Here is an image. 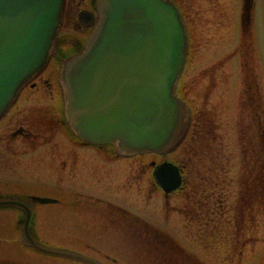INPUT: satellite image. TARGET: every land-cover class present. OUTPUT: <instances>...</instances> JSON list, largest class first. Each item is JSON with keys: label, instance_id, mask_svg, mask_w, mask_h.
Returning a JSON list of instances; mask_svg holds the SVG:
<instances>
[{"label": "rangeland", "instance_id": "1", "mask_svg": "<svg viewBox=\"0 0 264 264\" xmlns=\"http://www.w3.org/2000/svg\"><path fill=\"white\" fill-rule=\"evenodd\" d=\"M193 1L198 2L200 0ZM214 2L215 5L223 11L220 10L218 14V16L222 15L220 17H224V20L220 22L223 27L221 30L214 29L213 21L208 22L207 19H204V16L200 22L194 23V21H192L191 35L198 48L195 53L192 52L190 55L189 63L191 65H188L185 69L186 72L183 74L184 76L180 81V89L182 95L185 94L188 98H192L195 110H199L200 108H206L208 110L205 116L207 117L204 122L205 127L211 121L210 117L213 116V113L220 116L221 122H218L219 126H215L216 129H218L217 135L223 134V138L226 140L223 150L225 154L231 158L226 162V169L229 171L231 170V172L226 173L227 170L225 169L224 171H220V175L223 177H233V186L237 188L238 177L243 173L242 165L245 157V153L242 152V147L246 144H243L241 138V130L243 128L241 127L239 135L237 133L238 139L232 129L235 131L238 128L237 119L240 118L238 113H240L243 108L241 102L243 99L242 91L244 89V86H242L243 77H245V80L247 79L248 69L252 71L254 79L257 81L255 91L250 88V92L253 93L252 99L257 98V103L260 101L263 107L261 117L264 124V29H262L261 24L259 25L261 22L259 19L260 16L257 15L255 11L254 28L250 30V34L241 35V32L236 31L237 23L240 21H236L235 13L240 11L243 0H215ZM85 3V0H69L67 7L72 12L76 11V13H78V7H82ZM255 4V9L258 11V7L260 8L262 0H255ZM201 7L203 11L206 12V6L203 1L201 2ZM72 14L74 16V13ZM75 29H77L78 32L83 31V33L86 34V31L83 30L82 27H79L78 24H75ZM230 51H232V54L228 55L227 53ZM231 57H234L233 60H231ZM243 60L245 61L246 67L242 65ZM210 63H213L212 65L215 66V72L205 69L211 65ZM220 66L223 72L216 73V70L220 68ZM57 68L58 66L56 70L55 68L46 70L41 74L42 76L40 75L41 77L39 76L37 78L38 82L50 81V85L53 84V88L42 86L40 83L41 87L39 89H29V91L23 94L18 103V105L25 108L19 111L14 110L16 112L15 114L12 116L10 114L7 118H3L0 121V183L5 181V184H8L10 183L9 179H12V182L16 185V190H21L22 187H24L28 189L27 191L35 192L37 195L49 196L52 194H50L48 190L55 189L54 191H58L61 186L66 187V191H70L71 181H74L76 183L75 190H80L98 197H105L103 196V194H105L107 196L106 199L120 202L122 205L126 204V206H123L126 208L128 207L127 209L143 213L148 219L151 218L154 223L163 225V220L158 213L159 209H157L158 212L154 210V208H159L160 206L162 212L169 216V218H166L167 223L165 227L167 228L168 223L171 222L174 229H180L182 232V217L174 214V211L171 212V205H180L182 202L176 199L173 200V198L168 201L166 197L164 198L163 195H159L161 191H158L152 183L153 179L149 162L152 160H176L180 161L181 165L193 162L187 164L190 171H196L198 174L201 173L204 176H209V174H207L209 168L206 165L210 167L213 162L207 161V159L201 161L199 159L192 160V158H190L192 156L190 154L192 153L193 147L192 140L188 143L187 147L189 151L186 152H184V148L186 147L182 145L164 155L151 154L142 155L141 158H135L141 160L144 164L143 167L138 169L128 164L129 159L121 160V162L116 160L111 161V158H108L100 152H85L76 149L69 144L70 142H68L65 135L59 133V131H55L51 135L47 134L46 141L53 140L57 141L59 144H63L65 148L62 152L53 150L54 148L48 149L49 146H47L41 148L45 151L38 157L30 156V149L26 144H29V142L25 143V141H29V139L25 140L24 137L20 136L12 138L10 136L13 131L25 126L24 123H26L27 120H33L34 118L41 119L40 116H42V112L35 109L36 107H48L49 104H54V102H51L50 97L55 94V88L57 89ZM208 72L210 75L209 78L215 80V86L207 82L208 77L206 74H208ZM215 73L218 76H215ZM207 84H212V86L207 87ZM24 97H26V99L28 98L27 102ZM251 101L252 100L249 99V102L245 104L251 105ZM52 110L56 111L55 109ZM214 110H216V112H213ZM242 122V120H239L240 125H242ZM246 122L247 121H245V123ZM44 123L47 122L44 121ZM245 123L243 122V124ZM17 137L19 138L17 139ZM211 138V136H207L205 138L206 142H210ZM40 140L43 141L42 139ZM10 144L14 145V148L11 147L8 151L6 145L10 146ZM69 148L70 150L68 151ZM46 149L48 150L46 151ZM218 152L219 150L215 154H208L205 155V157H218ZM68 155L71 161L68 160ZM241 156L243 158H241ZM72 162L75 165L72 167L71 171L69 170V174L68 171L66 173L65 171L63 172V168L66 167V164L71 163V165H73ZM201 178H203V176H201ZM204 178L207 179L206 177ZM209 186L211 189L212 185ZM93 199L94 198L86 199L89 200V203H94L91 205V209H89V211L88 209H84L85 211L81 210V212H77L78 210H74L69 206L73 203L72 199H64L63 202L65 205L63 204L62 206L42 205L41 207L36 205L34 223L37 224V234H39V236L42 235L44 239L49 238L52 243L57 244H63L62 242L64 241L61 240H65L66 243L64 244L70 246H73L72 243L76 244V242H81L82 246L83 243L89 242L91 245H95L94 248L106 251L114 257H117L118 259H109V262L113 264H119L120 261L122 264H176L171 261V259H175V256L179 255L178 252L180 251H178V248L167 247L166 249L171 250V258L165 259L166 256L162 258L161 256L163 255H160V253H163V249L159 250L156 247L154 248L150 242H140L138 237L136 238V232H134L135 227L133 226L137 223L123 213H116L114 209H108L112 205L105 206L109 207L106 208L108 210L103 211V214L107 216L104 224L101 220L97 219V222L95 220L96 228L94 230L91 231V228H88L85 229V232L82 231L83 225L78 227L76 225V218H78V216L83 218L84 216L81 223H83V220L84 224L87 223L90 213L95 212L99 208V204ZM163 202H165V205H163ZM180 207L183 208V206ZM173 210H176V208H173ZM17 215L19 216L20 214L13 210L0 211V230L4 231L3 233L9 234L8 231L12 230L11 225H14ZM259 223H261V226L256 232L258 237L255 238L254 248H251V251L248 253L249 256H246L248 259L250 257L252 260L251 262H255L256 264L261 263L264 258L263 216L259 217ZM90 226L91 224L89 227ZM202 228L203 226L200 223L195 226L194 233L198 235V238L202 235ZM80 237H83L81 241L79 240ZM72 238L75 239L73 242L71 241ZM182 240L185 241L183 238ZM185 247H187V245ZM14 250H7L3 247L0 248V264H77L72 261L59 259H32L34 257L40 258L41 256L22 247H16ZM18 252L20 253V257L24 259H14V255L18 254ZM195 252L199 253L197 250H195ZM199 254L198 256L202 257V255ZM1 257L5 259H1ZM114 260H116V262H114ZM175 260L179 264H183L182 259H180V261L179 259ZM249 261L250 260H248V262Z\"/></svg>", "mask_w": 264, "mask_h": 264}, {"label": "water", "instance_id": "2", "mask_svg": "<svg viewBox=\"0 0 264 264\" xmlns=\"http://www.w3.org/2000/svg\"><path fill=\"white\" fill-rule=\"evenodd\" d=\"M61 0H0V115L21 83L46 63L60 22ZM101 20L83 53L64 62L67 113L76 133L94 143L119 140L127 152L165 151L175 145L187 122L175 85L185 62L186 41L179 15L164 0H99ZM171 168L165 167L163 171ZM175 172L176 169H173ZM159 174L165 190L179 184ZM169 180H171L169 182ZM177 180V181H176ZM40 203L51 198L34 197ZM32 246L88 264H100L72 252Z\"/></svg>", "mask_w": 264, "mask_h": 264}, {"label": "flooded vegetation", "instance_id": "3", "mask_svg": "<svg viewBox=\"0 0 264 264\" xmlns=\"http://www.w3.org/2000/svg\"><path fill=\"white\" fill-rule=\"evenodd\" d=\"M207 2H208V4H210L211 6H214V4H215V2H213L212 0H206ZM186 3V2H185ZM187 5H188V3H186ZM217 12V10L215 9V12L214 13H216ZM209 15L211 16V17H213V18H215V19H217V18H219L220 16H217V15H215V14H212V13H209ZM217 17V18H216ZM208 76H210L209 74H208ZM207 76V77H208Z\"/></svg>", "mask_w": 264, "mask_h": 264}]
</instances>
